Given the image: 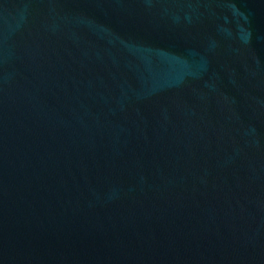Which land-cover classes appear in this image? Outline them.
<instances>
[{"label": "water", "instance_id": "obj_1", "mask_svg": "<svg viewBox=\"0 0 264 264\" xmlns=\"http://www.w3.org/2000/svg\"><path fill=\"white\" fill-rule=\"evenodd\" d=\"M0 264H264V0H0Z\"/></svg>", "mask_w": 264, "mask_h": 264}]
</instances>
